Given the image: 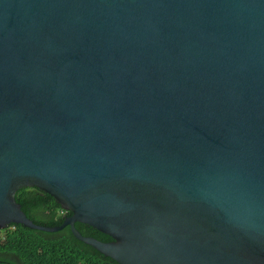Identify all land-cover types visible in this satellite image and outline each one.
<instances>
[{"label": "water", "instance_id": "water-1", "mask_svg": "<svg viewBox=\"0 0 264 264\" xmlns=\"http://www.w3.org/2000/svg\"><path fill=\"white\" fill-rule=\"evenodd\" d=\"M23 187L71 215L34 223ZM11 224L119 264H264V0H0Z\"/></svg>", "mask_w": 264, "mask_h": 264}, {"label": "trees", "instance_id": "trees-1", "mask_svg": "<svg viewBox=\"0 0 264 264\" xmlns=\"http://www.w3.org/2000/svg\"><path fill=\"white\" fill-rule=\"evenodd\" d=\"M26 216L43 226H59L71 215L49 194L36 187H23L15 194ZM83 236L107 242L111 237L87 224L75 223ZM0 264H119L78 240L69 226L56 232L11 224L0 229Z\"/></svg>", "mask_w": 264, "mask_h": 264}]
</instances>
